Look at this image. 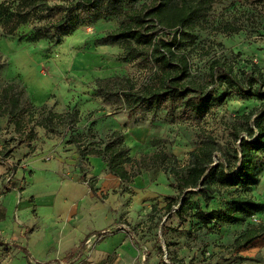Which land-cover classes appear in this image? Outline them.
Masks as SVG:
<instances>
[{"label":"rangeland","instance_id":"374dc122","mask_svg":"<svg viewBox=\"0 0 264 264\" xmlns=\"http://www.w3.org/2000/svg\"><path fill=\"white\" fill-rule=\"evenodd\" d=\"M119 24L113 18L82 25L56 45L28 41L33 25L13 37L0 27V242L8 244L0 246V264H264V235L242 245L246 230H264V206L243 223L221 228L201 226L193 216L180 219L166 208L167 196L180 195L173 171L212 140L219 150L226 147L236 117L264 101L233 93L198 124L161 109L130 114L122 92L148 84L153 71L148 62L125 60L119 43L104 40ZM226 24L239 31H224ZM192 34L187 51L195 76L207 79L218 60L241 77L257 66L264 84V4L217 0ZM7 87L21 96L17 108L4 100ZM209 89L217 96L225 91L218 83ZM11 110L19 112L20 124L10 120ZM115 132L134 159L127 169L137 176L127 183L108 174L100 157H89L81 170L70 142L103 148ZM258 159L257 186L222 190L210 203L191 195L190 206L225 209L239 194L264 205V153ZM7 165L19 169L18 178ZM11 186L17 191L8 194ZM100 233L106 234L97 239ZM82 243L80 259L64 262ZM13 245L26 247L30 257Z\"/></svg>","mask_w":264,"mask_h":264},{"label":"trees","instance_id":"16d2710c","mask_svg":"<svg viewBox=\"0 0 264 264\" xmlns=\"http://www.w3.org/2000/svg\"><path fill=\"white\" fill-rule=\"evenodd\" d=\"M216 2L217 0H3L0 3V27L5 35L13 37L21 27L33 25V33L28 41L46 40L56 45L82 25L117 18L120 21L119 27L104 40L119 43L124 49L125 60L148 62L153 71L148 84L140 89L132 85L122 92L121 97L129 113L161 109L172 118L178 115L180 120L198 124L206 118L216 102H223L233 93L243 99L257 98L264 101V84L260 81L262 75L255 65H252L251 76L242 71L244 76L241 77L232 68L227 69L220 61L213 60L207 79L194 75L187 46L194 44L192 32ZM255 2L264 4V0ZM223 30L239 31L229 24L224 25ZM216 83L225 89L219 96L209 89ZM11 90L13 87H7L4 100H11L12 105L17 108L21 96L18 98L16 94L10 95ZM11 112L10 120L16 121L19 112ZM236 118L230 128V139L226 147L219 150L212 140L191 153L189 165L178 172L172 170L180 195L166 197L169 214L174 211L180 219L193 216L201 226L221 228L226 224L243 223L263 210V204L241 194L233 196L225 209L209 210L199 204L194 208L190 206L191 195H198L206 203H210L222 190H248L258 185L263 171L258 155L264 153V106ZM16 124L20 123L16 121ZM70 142L76 145L81 170L83 164L89 162V157H100L105 162V171L122 183L130 182L137 176L127 169V166L133 165L134 159L120 132H115L107 142L101 143L103 148H97L95 143L90 144L91 148H83L76 139H71ZM215 158H218L217 162ZM10 170L15 174L16 168L12 167ZM82 180L87 182L85 175ZM88 185L94 190L91 182ZM8 189L17 188L11 186ZM19 190L23 191V188ZM106 233L94 236L101 239ZM263 235L264 230L248 229L244 233L242 245L248 246ZM83 245L84 243L69 253L64 262L72 263L80 259ZM0 246L8 244L0 242ZM13 246L30 257L26 247Z\"/></svg>","mask_w":264,"mask_h":264},{"label":"crops","instance_id":"0c3cea01","mask_svg":"<svg viewBox=\"0 0 264 264\" xmlns=\"http://www.w3.org/2000/svg\"><path fill=\"white\" fill-rule=\"evenodd\" d=\"M90 158H92V157H90ZM1 167V166H0ZM106 167V166H105ZM6 169H7V171L8 170H10L12 167L11 166H9V165H7L6 167H5ZM2 170V169H1ZM19 170V169H18ZM18 170L16 169V172H15V174L14 173H12L13 175H14V178H18L19 177V173H18ZM20 172V171H19ZM13 191H17L16 189H14V190H11V192H9L8 194H10V193H12ZM15 196V195H14Z\"/></svg>","mask_w":264,"mask_h":264}]
</instances>
